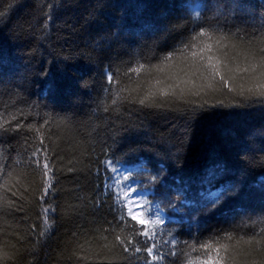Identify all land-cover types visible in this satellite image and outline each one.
Masks as SVG:
<instances>
[{"label": "trees", "instance_id": "16d2710c", "mask_svg": "<svg viewBox=\"0 0 264 264\" xmlns=\"http://www.w3.org/2000/svg\"><path fill=\"white\" fill-rule=\"evenodd\" d=\"M242 3L247 19L232 12L224 20L216 17V0H0V128L21 125L0 146L6 264H145V257L147 264H167L165 255L202 264L216 255L203 244H224L235 264H244L245 250L264 251V190L252 186L264 175V164L256 163L264 160V106H240L219 77L207 88V79L181 71V49L196 25L209 23L223 27L210 35L224 36L228 46L230 70L222 67V74L232 86L245 83V42L225 33L246 29L264 47V0ZM142 63L139 74L132 71ZM158 79L166 91L179 85L171 89L175 96L139 105ZM181 89L186 95L177 99ZM200 89V96L190 94ZM107 163L129 176L133 169L150 175L128 181L165 209L147 237L109 188ZM217 164L226 172L213 190L229 182L242 187L212 207L199 181ZM174 200L177 211H170ZM116 236L133 241L131 254H122ZM147 247L158 255L149 256ZM247 259L259 264L260 257Z\"/></svg>", "mask_w": 264, "mask_h": 264}, {"label": "snow or ice", "instance_id": "6c2138e0", "mask_svg": "<svg viewBox=\"0 0 264 264\" xmlns=\"http://www.w3.org/2000/svg\"><path fill=\"white\" fill-rule=\"evenodd\" d=\"M217 8H216V17H223L224 20H228L231 17L232 12H236L238 15H246V19L250 15L248 12H242L241 9L243 7L242 0H216ZM227 10V14H226ZM2 15V13H0ZM50 23V17H49ZM236 28L240 29V24L235 25ZM248 27H257L255 24H250ZM223 27L213 28L208 23L198 24L193 29V35L191 37V42L185 45L184 49H181V53L183 55V62L186 64V67L182 68L186 75L192 78H204L207 79L208 83L206 85L207 88L213 87V81L219 77L222 86L228 90V92L232 93L234 96L239 97L238 104L243 107L251 108L255 105L264 106V47H256V40L254 39L255 33H248L246 29H240L238 32H233L229 28L227 33H225L228 37H234L236 40H243L245 42V60L248 61L247 66L244 68V73H246L245 83H241L239 87L232 86L230 82V78L226 77L222 74V67L225 70H230L228 63H224V59L230 60V55L228 51V46L224 43V36L217 37L214 39L213 35H210V31H219ZM258 30L261 33V40H264V20H262L261 24L258 26ZM186 52V54H184ZM216 52H221L223 56H216ZM175 58V54L170 53L168 56L164 58L165 61H170ZM255 61V62H253ZM145 65L142 63L139 68L133 69L136 73H140L142 69H144ZM159 70V69H157ZM107 79L109 83L113 82V76L108 75ZM161 81L158 79L156 81V85L152 87L155 90H151L147 95L143 96V98L139 99V105L146 106L151 100L159 97L164 98L167 96H175V92L171 91V89L179 87L176 84L168 85V91L164 88H159L157 85H160ZM200 90L190 91L191 95L200 96ZM186 93L184 89H181L180 96H177V99H181L185 97ZM133 102H135V98H133ZM190 102V101H186ZM70 119V117H67ZM21 131V125L19 121H17L15 126H6L0 128V146L6 142L5 137L8 133H19ZM11 162V157H9V163ZM120 163V162H119ZM256 163L264 164V160L257 161ZM3 167H8V164H4ZM44 177L49 176L50 166L48 163L43 165ZM211 170L206 171L205 174L200 178V196L205 201L206 205H210L212 207H216L220 204L228 194H237L239 193L242 185L234 184L229 182L227 184L221 185L220 187L213 190L215 186V181L217 177L224 176L226 169L220 165H212L210 166ZM118 168L117 166L113 167V172L117 174ZM133 176L136 178L140 176H150L144 173L141 169H133ZM133 176L129 175H120L118 179L114 181V183L119 184V190L117 193V199L120 198V193L122 192L123 196L127 199V204H137L138 207L144 208L148 207L149 216H157L159 218V222L163 223V213L164 207L160 200L150 201L146 195H140L141 188L130 186L127 181L133 178ZM152 181L156 182V180L151 176ZM112 179V177H109ZM123 181L124 183H120ZM253 187H259L264 190V175L257 177V180L253 182ZM110 187V186H109ZM151 187L148 186L145 181L143 185V189L146 191ZM137 194V195H134ZM47 195V190L45 192ZM136 197H140L141 200L137 202ZM127 204L125 207H127ZM178 204L177 202L171 201L168 202V209L170 211H177ZM140 213L134 212L131 207H128V216L131 217L133 221H137L142 226L138 229V232L141 235L147 237V223L148 221H140L138 216ZM121 221L125 220L126 217L123 214V210H121L120 214ZM152 223H156L157 221L153 220ZM111 228V225H109ZM258 235L253 233V237ZM175 240V237H173ZM116 244L121 247L122 254H131L133 249L129 247L133 244L131 239L125 241L120 236H116L115 238ZM139 243V241H137ZM145 245H147V241L145 240ZM178 243V242H177ZM202 248L207 252H215L216 255H209L206 259L202 261V264H230L229 257H231V264H235V257L229 252V249L224 244H219L217 247H213L212 244H203ZM147 253L149 256L158 255V253H154L153 247H147ZM223 250L225 252V256H220V252ZM141 251L140 247L135 248V252L139 253ZM253 254L260 257L259 264H264V251L260 248L252 247L243 252L245 256L244 264H257L255 259L249 261L247 258L252 257ZM11 255L7 251H0V261L6 262L9 261ZM167 260V264H177L176 260H168L167 256L164 257ZM145 264H147V257H145Z\"/></svg>", "mask_w": 264, "mask_h": 264}, {"label": "rangeland", "instance_id": "374dc122", "mask_svg": "<svg viewBox=\"0 0 264 264\" xmlns=\"http://www.w3.org/2000/svg\"><path fill=\"white\" fill-rule=\"evenodd\" d=\"M108 165H110V166H108V168H109V171H110V173L112 175V179H110V182H109L108 186H110L109 187L110 189H114V191L116 193V196H117V193H118V190H119V184L114 183V181H116L118 179V176H120V175H128L130 171H128L124 167H117L118 171H117V174H116V173L113 172V167L114 166L113 165L111 166V164H108ZM120 183H124V182L120 181ZM127 183L129 184L128 181H127ZM134 195H137V194L134 193ZM140 195H142V194H140ZM119 200L122 202L124 208H126L127 213H128V207H131L134 212L140 213V215L138 216V219L140 221H148V223H147L148 234L152 231V227H154V226H156V225H158L160 223L159 222V218L157 216H155V215H153L151 217L149 216V214H148V207L149 206H145L142 209V208L138 207L137 204H127V199L123 196L122 192L120 193ZM136 200H137V202H139L141 200V198L140 197H136ZM126 204H127V207H125ZM153 220H155L157 222L156 223H152L151 221H153Z\"/></svg>", "mask_w": 264, "mask_h": 264}, {"label": "bare ground", "instance_id": "6f19581e", "mask_svg": "<svg viewBox=\"0 0 264 264\" xmlns=\"http://www.w3.org/2000/svg\"><path fill=\"white\" fill-rule=\"evenodd\" d=\"M107 165H108V163H107Z\"/></svg>", "mask_w": 264, "mask_h": 264}]
</instances>
